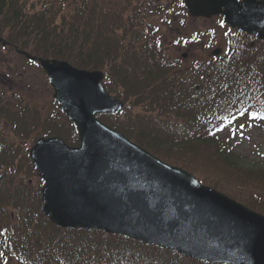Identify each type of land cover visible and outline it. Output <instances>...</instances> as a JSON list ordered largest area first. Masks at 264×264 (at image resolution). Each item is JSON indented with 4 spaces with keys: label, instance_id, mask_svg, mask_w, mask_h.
<instances>
[{
    "label": "trees",
    "instance_id": "16d2710c",
    "mask_svg": "<svg viewBox=\"0 0 264 264\" xmlns=\"http://www.w3.org/2000/svg\"><path fill=\"white\" fill-rule=\"evenodd\" d=\"M34 5L0 0V36L9 47L102 71L106 92L124 103L120 112L98 116L104 124L264 215V199L255 194L264 193V169L249 171L233 162L219 137L247 116L264 119V42L234 30L225 36V53L196 61L179 76L172 74L178 62L164 56L152 37L155 27L145 21L160 10L152 0H48L37 10ZM4 98L0 88V264H208L123 236L51 223L28 150L9 139L2 124L23 141L33 134L58 136L71 146L79 143L76 128L55 103L44 116ZM29 175L36 177V190L25 183Z\"/></svg>",
    "mask_w": 264,
    "mask_h": 264
},
{
    "label": "water",
    "instance_id": "95a60500",
    "mask_svg": "<svg viewBox=\"0 0 264 264\" xmlns=\"http://www.w3.org/2000/svg\"><path fill=\"white\" fill-rule=\"evenodd\" d=\"M183 3L195 17L222 16L229 28L264 41L263 0ZM18 53L38 61L53 100L79 134L77 147L50 137L29 150L44 181L43 212L53 224L126 236L212 264H264V215L162 162L95 117L123 107L103 90L101 72Z\"/></svg>",
    "mask_w": 264,
    "mask_h": 264
},
{
    "label": "rangeland",
    "instance_id": "374dc122",
    "mask_svg": "<svg viewBox=\"0 0 264 264\" xmlns=\"http://www.w3.org/2000/svg\"><path fill=\"white\" fill-rule=\"evenodd\" d=\"M43 1L48 0L38 3L29 0L35 4L34 10L39 9ZM152 3L156 10L158 7L160 10L150 13L145 21L155 27L156 31L152 37L161 44L164 56L178 62L172 74L184 76L194 62L206 61L213 49H227L225 36L228 28L221 24L220 17L205 19L192 16L184 8L183 0H152ZM196 33L198 39L192 40ZM0 88L5 93L4 101H9L13 107L18 106L20 102L28 104L44 116L55 109L52 88L39 65L9 46H0ZM2 132L19 146L22 152L29 150L38 138L33 134L30 139L20 140L6 123L2 124ZM219 136L228 146V155L233 162L249 171L264 169V122L246 117L222 130ZM25 174L21 172L20 176H26ZM25 183L34 189L38 186L34 175L25 177ZM255 194L264 199L263 192ZM9 223H14V220L10 219Z\"/></svg>",
    "mask_w": 264,
    "mask_h": 264
}]
</instances>
